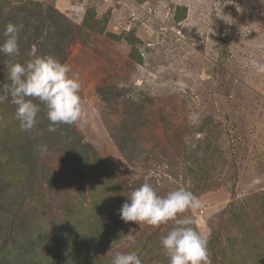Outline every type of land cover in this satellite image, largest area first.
Listing matches in <instances>:
<instances>
[{"label": "rangeland", "instance_id": "obj_1", "mask_svg": "<svg viewBox=\"0 0 264 264\" xmlns=\"http://www.w3.org/2000/svg\"><path fill=\"white\" fill-rule=\"evenodd\" d=\"M37 1L52 4L75 25L81 24L86 8H95L98 18L107 17V33H134L142 59L139 64L131 60V47L125 41L114 42L96 34L67 50L64 64L71 69L69 76L78 75L81 84L82 116L75 127L97 151L98 159L91 168L97 177L73 180L75 173L68 163L74 157L59 156L53 147L40 154V162L53 180L49 192L45 183L34 190L39 193L33 199L34 208L37 206L46 229L64 225L63 215H70L74 207L88 208L94 184L103 179L121 187L127 184L124 203L132 189L145 183L161 196L177 188L193 192L198 185L207 189L201 195L193 193L201 206L180 215L190 216L191 226L211 239L208 264H241L244 234L264 250L260 199L264 194V75L245 66L250 57L264 63V0ZM176 7L187 10L180 22L173 19ZM99 86L126 89V100L147 98L151 102L145 104L144 126L135 134L144 153L133 162L121 155L106 126L122 120L124 100L105 104L97 94ZM2 113L0 110V116ZM12 120L0 117L2 122ZM206 120L208 129L199 133ZM207 137L211 145L201 174L204 179L197 182L184 155L198 149ZM148 154L158 157L145 164L142 159ZM203 154L197 150L198 156ZM30 200L28 196L26 206L31 207ZM104 204L109 214L116 212L112 199ZM234 212L242 215V229L237 222H227ZM51 215L57 223L49 220ZM113 219L126 229V239L98 254L101 264H110L117 252L136 251L140 256V251L148 249L149 237L175 226L169 221L156 227L127 222L125 227L120 216ZM159 256L164 260L153 264H168L163 249L148 255L143 264Z\"/></svg>", "mask_w": 264, "mask_h": 264}, {"label": "trees", "instance_id": "obj_2", "mask_svg": "<svg viewBox=\"0 0 264 264\" xmlns=\"http://www.w3.org/2000/svg\"><path fill=\"white\" fill-rule=\"evenodd\" d=\"M1 2L0 43L4 40L2 33L7 23L12 22L21 25L22 28L19 33L20 55L16 57L0 55V81L7 82L6 64L9 61L23 63L35 56L51 55L64 64L68 55L67 50L76 41L83 40L90 34L104 35L114 42L125 41L131 47V60L137 64L142 62L136 48L139 42L134 33L120 36L107 33V17L98 18L93 7L86 8L81 24L75 25L52 4L46 5L37 0ZM174 10L175 22L185 19L187 15L185 7H176ZM96 91L105 104L115 103L123 98L126 107L122 120L112 123L110 121V125L106 126L121 155L129 163L139 159L144 150L135 134L143 128L145 119L142 113L145 111V104L149 105L151 102L147 98L126 100L128 91L114 86H99ZM0 110L3 112L0 117L13 118L11 122L0 121V128L5 127L0 130V264H69L73 259H78L76 264H101L102 261L96 259L97 255L110 251L113 244L126 239V229L118 226L113 218L120 216L119 210L128 191L127 184L121 187L111 180L99 181L90 192L92 200L88 208L74 207L70 215L64 214L66 218L64 225L58 224L55 215H51L49 220L57 223L56 228L46 229L45 220L38 218L40 213L36 209L37 206L34 208L33 199L39 194L34 193V190L41 188L40 185L45 183L49 192L53 180L49 178L48 168L40 162L41 153L37 151V145L53 147L59 156L67 154L74 157L75 161L69 162L68 166L75 173L73 180L78 182H84L86 177L91 181L96 180L97 175L91 172V168L93 162L98 159L97 151L90 143L84 142V137L75 125H60L56 132H49V121L42 105L36 126L27 132L20 130L19 123L14 117L15 107L11 104L10 98L0 102ZM208 127L209 122L206 120L198 132L203 133ZM210 145L211 140L207 137L198 149L184 155L185 161L190 163V173L195 180L198 179L197 182L204 179L201 174ZM200 149L204 152L203 156L197 155V150ZM157 157L148 154L142 161L148 164ZM206 191L207 189L197 185L193 193L201 195ZM28 196L32 197L31 207L26 206ZM107 198L116 204L114 214H109L110 210L104 204ZM260 199L261 206L264 207V194ZM67 217L75 219V222L69 221ZM231 221L239 223L242 229L241 214L234 212L231 219L227 220L228 223ZM123 225L127 227L128 224ZM167 232L148 238L145 244L148 249L145 252L140 251L142 264L155 250H162L160 238ZM210 240L209 238V248ZM241 245L244 249L241 264H248L249 261L253 264H264L263 248L245 234ZM88 254H94L93 258H86ZM161 257L154 262L151 260L149 264L163 261ZM165 259L168 261V257Z\"/></svg>", "mask_w": 264, "mask_h": 264}, {"label": "clouds", "instance_id": "obj_3", "mask_svg": "<svg viewBox=\"0 0 264 264\" xmlns=\"http://www.w3.org/2000/svg\"><path fill=\"white\" fill-rule=\"evenodd\" d=\"M21 28L12 22L5 25L0 55H20ZM245 66L264 75V63L254 57H250ZM6 68L7 82L0 81V102L10 98L21 131H31L36 126L41 105L49 121V132H56L60 125L74 126L80 122L81 84L78 75L69 76L68 65L51 55H41L23 63L9 61ZM37 151L43 155L48 147L37 145ZM200 206L198 197L187 189L177 188L161 196L152 185L145 183L131 191L119 215L126 223H146L154 227L174 221L175 226L160 238L168 264H208L209 236L191 226L190 216L180 215ZM110 264H142V260L136 251L117 252Z\"/></svg>", "mask_w": 264, "mask_h": 264}]
</instances>
